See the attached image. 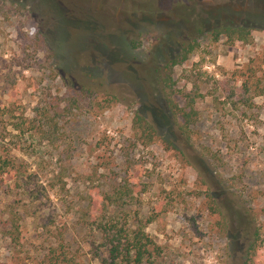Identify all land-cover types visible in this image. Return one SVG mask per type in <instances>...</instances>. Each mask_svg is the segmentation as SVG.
Instances as JSON below:
<instances>
[{
  "label": "rangeland",
  "instance_id": "rangeland-1",
  "mask_svg": "<svg viewBox=\"0 0 264 264\" xmlns=\"http://www.w3.org/2000/svg\"><path fill=\"white\" fill-rule=\"evenodd\" d=\"M220 26L250 28L251 43L212 42ZM190 39L198 51L173 70L179 90L201 75L187 140L159 82ZM53 107L54 143L29 125ZM0 112V156L14 166L0 176V258L11 212L41 242L31 256L64 225L72 250L100 264L80 215L91 189L98 203L126 183L122 213L151 219L152 264H264V0H0ZM135 113L155 129L148 148L133 137Z\"/></svg>",
  "mask_w": 264,
  "mask_h": 264
},
{
  "label": "trees",
  "instance_id": "trees-1",
  "mask_svg": "<svg viewBox=\"0 0 264 264\" xmlns=\"http://www.w3.org/2000/svg\"><path fill=\"white\" fill-rule=\"evenodd\" d=\"M252 30L243 26H220L211 31V41L217 42L221 38L230 46L248 45L252 41ZM199 49L197 39H190L181 45L175 55L163 66V77L160 79V92L166 108L174 119H179L181 125L179 130L190 139V127L194 126L199 119V113L195 107L197 100L202 95L201 75H186L185 81L191 85L189 91L179 90L173 80V70L182 66ZM54 106H58L54 105ZM49 112L37 113L38 120H31V128H46V138L54 143L57 139L54 135L58 134L57 123L54 117L58 116L54 107ZM2 123V112H0V124ZM131 131L135 142L143 148H148L154 143L156 132L154 127L148 123L142 116L135 113L131 119ZM14 130L23 132L22 126L15 127ZM11 158L0 156V176L13 169ZM12 177L15 175L13 173ZM62 173H59L57 179L61 181ZM91 183V180L89 179ZM133 200V190L123 183V185L108 189L99 193L98 203L92 201V189L89 192L88 203L85 212L80 215L82 222L80 230L84 237L89 239L91 251L94 250V256H99L101 252L104 257L100 259V264H152L156 255L159 253L154 242L144 232V225L149 224L151 219L145 223L141 220L130 222L127 214L122 213V207L125 201ZM114 209V214H109V208ZM116 211V213H115ZM264 212V211H263ZM7 215L3 222L4 234L8 240L6 257L0 258V264H89L82 260V256L76 250H72L70 243L66 240V228L64 225L55 226L43 233L45 246L39 247V256H31L27 247L40 246L39 239H34L36 243L28 238H24L20 233L18 224L19 216L17 213ZM6 225L8 227H6ZM46 235V236H45ZM35 244V245H34ZM41 244V242H40ZM254 245L250 247L253 250ZM100 250V251H99ZM99 258V257H96Z\"/></svg>",
  "mask_w": 264,
  "mask_h": 264
}]
</instances>
